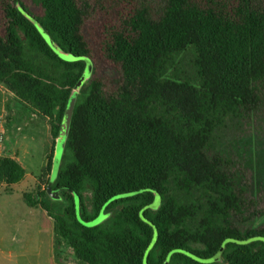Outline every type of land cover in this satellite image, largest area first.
<instances>
[{
  "label": "trees",
  "instance_id": "trees-1",
  "mask_svg": "<svg viewBox=\"0 0 264 264\" xmlns=\"http://www.w3.org/2000/svg\"><path fill=\"white\" fill-rule=\"evenodd\" d=\"M23 1L0 0V84L48 120L41 182L64 139L61 200L47 180L22 194L55 262L264 264V192L215 140L264 125V0ZM24 174L0 159V182Z\"/></svg>",
  "mask_w": 264,
  "mask_h": 264
},
{
  "label": "rangeland",
  "instance_id": "rangeland-1",
  "mask_svg": "<svg viewBox=\"0 0 264 264\" xmlns=\"http://www.w3.org/2000/svg\"><path fill=\"white\" fill-rule=\"evenodd\" d=\"M24 4L31 10L38 12V7L35 6L30 0H24ZM98 24V23H97ZM97 24L94 22L91 24L89 33L96 35L95 31L97 29ZM98 53V52H97ZM68 59V57H66ZM103 64H97V70ZM103 67V66H102ZM90 73L86 71L84 82ZM33 115V116H32ZM0 117L3 121V127L5 130H13V136L16 134L18 137L25 136V143L29 146L26 149L25 159L21 160V165L24 166L25 172L32 177L36 178V185L33 187V181L28 191L35 189L36 186L40 185L44 187L46 183L47 195L54 199L60 201L58 191H52L51 186L57 178V174L61 165L62 155L64 153V139H58L56 141L55 147L52 152L51 167L50 172L47 177H45L42 182L40 181L39 175L41 174L42 168L46 165L48 155L51 152V136L49 132V123L47 118L39 116L38 114H33L29 111L24 110L14 99L13 95L5 89L3 85L0 84ZM216 146L218 152L230 159H234L238 162L242 173L252 179L256 185L258 184L261 190L264 192V125H236L232 124L222 130H220L216 135ZM19 155L20 152L18 153ZM21 157V156H20ZM19 188L16 187L12 193H6L0 191V196L4 198H9L13 205L22 204V193L19 192ZM86 202H89L90 194L85 193ZM24 204V203H23ZM61 204H64L63 201ZM74 204L76 209L77 218L79 217V200L74 197ZM36 219L35 221V249L40 251V258H35L34 264H46L45 261V246L44 240L47 241L48 231L38 232L37 224L39 222V212L40 209H36ZM25 218V216H24ZM26 219V218H25ZM46 220H50L51 229H53V222L49 217L45 216ZM104 219L103 214H101L94 222V224L100 223ZM264 219V218H263ZM261 221H257L254 225H258ZM23 228L19 234V238H23ZM13 231L10 232V236ZM64 259L68 261L65 264H75L73 261L72 252L70 249H65L62 255ZM24 262V261H23ZM22 261L19 264H26Z\"/></svg>",
  "mask_w": 264,
  "mask_h": 264
},
{
  "label": "crops",
  "instance_id": "crops-1",
  "mask_svg": "<svg viewBox=\"0 0 264 264\" xmlns=\"http://www.w3.org/2000/svg\"><path fill=\"white\" fill-rule=\"evenodd\" d=\"M4 131L7 149L12 154L8 158L16 161L25 172L24 166L21 165V160L25 159L26 149L29 147L25 143V136L18 137L16 134L13 136V130L9 131L8 129L5 130V128ZM19 152L21 155L18 154ZM31 181H33L34 187L36 185V178L25 172L23 179L19 183L7 186L5 183L0 182V191L12 193L18 187L19 192L23 194L28 192ZM23 203L13 205L8 197L4 198L0 196V264H19L20 261H24L26 264H34L35 258H40L41 256L40 251H36L34 247V233L36 231L34 219H36L35 211L37 208H29ZM45 216L48 217L46 212L40 209L39 222L37 224L38 232L48 231L47 241L44 240L43 243L45 246L44 258L46 264H58L53 257L51 222H49L50 220H46ZM21 227L24 230L22 234L23 238H19ZM12 231L13 234L10 236V232Z\"/></svg>",
  "mask_w": 264,
  "mask_h": 264
},
{
  "label": "built area",
  "instance_id": "built-area-1",
  "mask_svg": "<svg viewBox=\"0 0 264 264\" xmlns=\"http://www.w3.org/2000/svg\"><path fill=\"white\" fill-rule=\"evenodd\" d=\"M2 124H3V121H2V118L0 117V159L8 158L9 156L12 155L6 146V136H5V131H4Z\"/></svg>",
  "mask_w": 264,
  "mask_h": 264
},
{
  "label": "water",
  "instance_id": "water-1",
  "mask_svg": "<svg viewBox=\"0 0 264 264\" xmlns=\"http://www.w3.org/2000/svg\"><path fill=\"white\" fill-rule=\"evenodd\" d=\"M74 101H75V94L70 98L68 106H67L66 117H65V129L66 130L69 126L70 117L73 111Z\"/></svg>",
  "mask_w": 264,
  "mask_h": 264
}]
</instances>
